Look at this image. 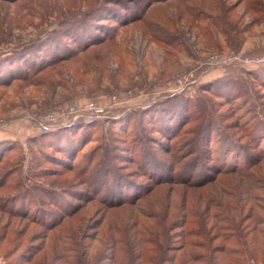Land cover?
<instances>
[{
	"label": "rangeland",
	"instance_id": "obj_1",
	"mask_svg": "<svg viewBox=\"0 0 264 264\" xmlns=\"http://www.w3.org/2000/svg\"><path fill=\"white\" fill-rule=\"evenodd\" d=\"M114 1H125L121 8H126L118 11L127 18L139 15L152 2L146 17L167 29L166 38L178 51L165 61L167 47L145 36L141 23L124 29L106 21L117 29V33L103 30L117 41V56L105 63L107 71H87L78 86L65 68L64 77H59L61 72L54 77L58 85L18 84L5 91L0 119L6 125L0 129V141L9 142L0 152V264L23 262L28 250L47 240L63 244L67 228L74 229L76 240L86 239L79 252L85 253L89 264H115L112 239L139 233L143 238L142 226L161 229L153 223L166 211L165 225L172 229L168 245L174 252L193 238L192 227L182 226L186 217L190 219L189 202L208 204V213H215V204L225 205L232 196L216 189L213 193L214 188L238 181L237 173L261 189L251 193L256 200L244 196L241 201L264 207V65L228 63L222 72L209 64L213 54L264 55V0H28L33 14L26 8L18 12V3L2 1L0 57L56 33L60 21L85 19L90 7L115 11ZM4 12L8 16H2ZM20 14L29 17L20 20ZM188 76L182 89L173 85L172 90H180H167L168 81ZM113 97L118 104L112 105ZM77 102H94L104 111L99 116L83 114L76 120L38 124L39 116ZM151 107L173 113L184 108L185 116L195 119L174 133L167 120L161 124L166 133L162 135L160 124L141 119ZM46 134L48 142L42 137ZM174 134L179 135L172 139ZM53 139L70 153L64 156L54 148ZM211 195L217 197L212 204ZM256 214L264 222V210ZM258 227L264 228V223ZM20 230L34 246L26 244L24 249L25 243L17 242L13 254L14 243L2 240ZM220 243L212 240L213 246ZM117 249V256H123L125 247L118 244ZM148 255L150 264H155L156 253Z\"/></svg>",
	"mask_w": 264,
	"mask_h": 264
},
{
	"label": "trees",
	"instance_id": "obj_2",
	"mask_svg": "<svg viewBox=\"0 0 264 264\" xmlns=\"http://www.w3.org/2000/svg\"><path fill=\"white\" fill-rule=\"evenodd\" d=\"M2 1L20 4L18 12L26 8L29 13H32L28 0H0V2ZM163 1L165 0H156L153 2L162 3ZM201 1L207 3L206 0ZM114 2L115 7L112 8L116 12L109 11L108 6L105 7L104 11L102 6L97 7L96 5L95 7L97 8H94V6L90 7L88 9H94L92 11L89 10L90 13L89 11L87 12L89 15L85 19H78L72 23L71 21L65 23L60 21L61 24H59L60 26L56 30V33L54 31V33L48 34L49 36L46 34L48 37L46 35L41 36L24 48L14 49L1 56L0 89L4 91L0 92V102L7 97L5 91L9 89L15 90L14 88L19 87L18 84L43 87L47 83H56L54 77L60 72L59 77H64L65 72L63 74L62 71L65 68L77 79L76 84L78 86L83 85L82 79H84L87 71L99 70L100 73H104L105 70L107 71V65L105 63L117 56L114 47V43L117 41H114L115 35H104L103 30L110 29L114 31L113 33H117V29L116 27H111L112 25H105L107 24L105 23L106 21L111 22V24L115 22L124 29L129 25L141 23L142 33L145 36L151 38L153 42L163 44L167 47V50H164V60L167 61V58L174 57L172 56V51H178L177 49L179 47L174 45L173 41L166 38L170 33H168L165 27H161L160 22H154L153 17H151L152 20L146 17L152 2L146 5L144 9H141L139 15H132V17L128 18L124 17V14L118 11L126 8H121L125 1ZM117 5L120 7L117 8ZM209 8L213 9V6ZM6 14L9 13L4 12L2 16H8ZM28 17L25 14H20V20ZM214 21L217 20L215 19ZM81 22H89V25L82 26ZM158 31L162 32L160 36H157ZM226 38L225 36V40L227 41ZM215 40L219 42L217 39ZM208 42L213 43L210 39H208ZM99 72L98 74L102 76ZM58 84L60 83L57 81L56 85ZM76 84L73 87L77 86ZM2 95L5 96L2 97ZM9 100L11 101L12 99ZM159 108L151 107L150 109L144 110L141 116L142 121L149 125L160 124L161 127V124L166 123L168 120L172 127H174L172 130L174 133L182 130L185 125H188L189 119H195L185 116L184 112L187 109L184 108L174 113L171 109ZM160 129L159 132L162 135L166 134L162 127ZM178 135L174 134L172 139ZM42 137L48 142V137L50 136L46 134ZM53 140L51 145L54 148H60V152L64 156L70 153L63 143H60L61 141L59 139ZM8 142L0 141V152L4 151L5 145ZM237 174H239L240 178L238 181L232 180L228 184L219 183L220 185L214 188L213 193H215L216 189L218 192H228L232 196L231 202L225 205L216 203L214 206L215 213H208V204L202 207L198 204L197 200L192 199L189 202L190 205L186 207V210L190 219L188 220V217H186L182 226L188 224L192 227L189 232L193 238L188 239V242H185L184 245L176 250H171L174 252H170L168 245L170 240L168 239L171 238L172 229L171 225L166 228L165 222L169 219V212L166 211L163 213L160 221L158 219L153 223V225L161 229L155 231L149 228V226V229L142 226L143 238H141L142 235L139 233L140 235H125L124 237L112 239V246H114L112 258L115 264H150L151 256L148 255L150 251L156 253L157 260H153L155 264H248L249 261L254 264H264V228L260 229L258 227L264 222H261L260 219L263 218L259 219L256 214L258 210H264V207L248 205L249 203H246V201H241L244 199V196L250 197L251 193L261 189L254 183L252 184L249 179L247 180V184L245 181L246 177L241 173ZM250 175L252 179H255V175ZM251 197L254 198L253 200L257 198ZM210 199V203L212 204L214 200L216 201L217 197H212L211 195ZM119 206L117 205V207ZM246 211H248V214L245 213ZM251 219L254 222L247 224V221ZM76 229L78 230L77 227ZM49 231H52V229H49ZM226 231L229 233H225ZM73 232V228H67V238L63 240V244L60 240H47L42 243L40 248H37L38 245H36L33 250H28V255L24 257L25 260L19 264H89L88 260L86 261L84 259L85 253L79 252L80 247L82 248V244L86 239L76 240L74 238L75 236L73 237ZM112 232L115 233L113 228ZM211 232L212 235L210 236ZM212 240H220L222 243L213 246ZM2 241H6L7 244L10 242L14 243L15 253L13 254H16L18 251L16 248H18L19 242H24L25 245L30 244L31 247L34 246L32 239L22 238V230L13 234L9 232V235H5ZM68 243H71V245H68ZM118 244L125 247L123 256H117ZM143 244L150 246V248L145 249L148 247H143ZM67 246H70V249H67ZM24 249H21L19 253ZM135 250L137 251L136 254L133 253Z\"/></svg>",
	"mask_w": 264,
	"mask_h": 264
},
{
	"label": "built area",
	"instance_id": "obj_3",
	"mask_svg": "<svg viewBox=\"0 0 264 264\" xmlns=\"http://www.w3.org/2000/svg\"><path fill=\"white\" fill-rule=\"evenodd\" d=\"M228 63H233V64H241L242 66L246 65H252L254 67L259 66V65H264V55H259V54H252V55H245V54H240V55H232V56H223V55H217L213 54L209 57V64L211 66L219 67L221 68L220 70L224 72L226 70V65ZM225 69V70H224ZM190 76L183 77V79H178L175 81H168L166 83L167 90H171V92H177L182 89L183 86H185L187 79ZM176 85L180 88L173 89L172 86ZM112 105L118 104L116 101V98H112ZM104 111V108L101 106L96 105L94 102H85V103H74L72 105H65V106H59L55 111L46 113L42 116H39L37 118L38 124L42 127L44 125H49V124H56L59 122H63L65 120H76L80 117H83V114L86 115H95L99 116L100 113ZM5 121L0 119V129H3L5 127Z\"/></svg>",
	"mask_w": 264,
	"mask_h": 264
}]
</instances>
